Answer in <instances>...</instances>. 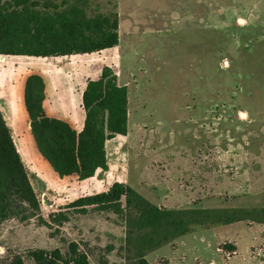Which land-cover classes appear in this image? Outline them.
I'll list each match as a JSON object with an SVG mask.
<instances>
[{
    "label": "rangeland",
    "instance_id": "obj_1",
    "mask_svg": "<svg viewBox=\"0 0 264 264\" xmlns=\"http://www.w3.org/2000/svg\"><path fill=\"white\" fill-rule=\"evenodd\" d=\"M116 12L118 44L77 56L87 78L109 65L128 88V133L109 142L114 153L108 146L126 171L114 175L163 208L264 206V0H116ZM21 154L44 217L88 194L43 163L30 132ZM35 225L0 228V264H63L38 250L65 252L61 237L90 264L132 263L116 214L73 215L58 231ZM146 258L264 264V224L196 226Z\"/></svg>",
    "mask_w": 264,
    "mask_h": 264
},
{
    "label": "trees",
    "instance_id": "obj_2",
    "mask_svg": "<svg viewBox=\"0 0 264 264\" xmlns=\"http://www.w3.org/2000/svg\"><path fill=\"white\" fill-rule=\"evenodd\" d=\"M117 44L116 0L104 4L102 0H0V55L68 56ZM44 89L40 75L26 77L24 105L41 156L59 177L76 175L83 180L107 170V144L128 133L127 86L119 83L111 66L103 65L99 76L89 79L82 92L85 116L79 132L45 113ZM27 174L0 111V228L16 220L20 224L34 221L37 228L58 231L73 215L92 210L113 213L121 219L131 264H153L146 258L147 252L196 226L241 220L264 224V206L163 208L119 181L107 190L77 197L67 208L52 211L46 218ZM59 244H66L65 252L58 246L38 250L63 264H90L78 242L61 237Z\"/></svg>",
    "mask_w": 264,
    "mask_h": 264
},
{
    "label": "crops",
    "instance_id": "obj_3",
    "mask_svg": "<svg viewBox=\"0 0 264 264\" xmlns=\"http://www.w3.org/2000/svg\"><path fill=\"white\" fill-rule=\"evenodd\" d=\"M86 54L57 57L0 55V111L11 131L13 142L24 162L26 170L27 165L21 154L22 136L24 137L27 132H30L28 115L24 105L26 77L31 74H38L43 78L45 96L42 104L45 113L49 117L67 122L74 130L79 132L83 127L85 116L82 107V92L86 82L89 79L97 78L100 74L87 78L86 68L81 67L83 64L77 58V56ZM14 83H17V85L13 86ZM79 83L81 84L79 85ZM108 146L111 152L114 153L115 150L111 149L112 143L107 144V170L99 171L83 180H79L76 175L64 177L73 178L72 181L75 185L84 184L85 186H90L88 194L107 190L115 181L123 182L124 179L119 178L121 177L119 175L115 176L114 171L119 168L126 171V167L124 163L118 162L111 157L112 155L110 156ZM46 162L45 160L43 163ZM44 168L49 170L47 165ZM66 187H70V185Z\"/></svg>",
    "mask_w": 264,
    "mask_h": 264
}]
</instances>
